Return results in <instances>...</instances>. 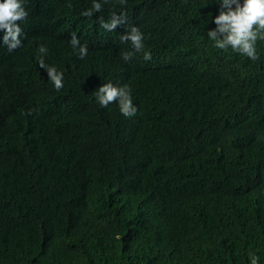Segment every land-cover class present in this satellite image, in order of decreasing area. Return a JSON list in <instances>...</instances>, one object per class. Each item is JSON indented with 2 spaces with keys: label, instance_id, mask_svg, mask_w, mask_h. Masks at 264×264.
Returning <instances> with one entry per match:
<instances>
[{
  "label": "trees",
  "instance_id": "16d2710c",
  "mask_svg": "<svg viewBox=\"0 0 264 264\" xmlns=\"http://www.w3.org/2000/svg\"><path fill=\"white\" fill-rule=\"evenodd\" d=\"M27 5L43 29L0 47V264H264V42L255 63L212 47V0H108L92 18L91 0ZM131 26L151 60L121 58ZM107 82L136 115L95 102Z\"/></svg>",
  "mask_w": 264,
  "mask_h": 264
},
{
  "label": "clouds",
  "instance_id": "9594fccd",
  "mask_svg": "<svg viewBox=\"0 0 264 264\" xmlns=\"http://www.w3.org/2000/svg\"><path fill=\"white\" fill-rule=\"evenodd\" d=\"M108 0H91V7L81 12L84 17L92 18L95 13L101 12ZM121 6L127 0H119ZM218 5V12L214 17L207 20L215 25L207 31V39L212 47L221 51L229 49L252 62L260 60L257 50V42H264V0H212ZM29 8L27 0H0V47L6 48L8 52L21 50L27 45V39L35 36L43 25L29 20ZM28 17V19H27ZM27 19V20H26ZM26 20V21H25ZM125 23L123 14H113L108 22L101 21V27L106 31H115L118 25ZM120 42L128 43L130 51L122 54L124 61L143 51V59H152L150 50L145 48V35L137 26H131L119 37ZM70 46L83 59L87 54L86 44H81L77 35L72 33L68 41ZM37 66L43 69L47 80L52 87L59 91L64 87V74L54 65L45 63L48 48L40 44L37 48ZM95 102L101 108H107L115 103L120 114L124 117L136 115L138 108L133 103L131 90L127 85L118 86L111 82L102 83L94 91ZM248 264H259V257L255 253L248 256Z\"/></svg>",
  "mask_w": 264,
  "mask_h": 264
},
{
  "label": "water",
  "instance_id": "95a60500",
  "mask_svg": "<svg viewBox=\"0 0 264 264\" xmlns=\"http://www.w3.org/2000/svg\"><path fill=\"white\" fill-rule=\"evenodd\" d=\"M27 19H28V17H27ZM27 19H26V20H27ZM26 20H25V21H26ZM33 39H34L33 37L28 38V39H27V45L30 44V43H32Z\"/></svg>",
  "mask_w": 264,
  "mask_h": 264
}]
</instances>
